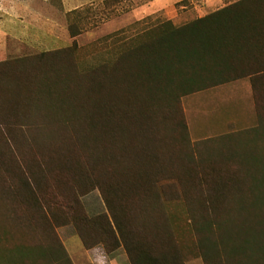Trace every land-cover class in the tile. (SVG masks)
Segmentation results:
<instances>
[{
    "label": "trees",
    "instance_id": "trees-1",
    "mask_svg": "<svg viewBox=\"0 0 264 264\" xmlns=\"http://www.w3.org/2000/svg\"><path fill=\"white\" fill-rule=\"evenodd\" d=\"M114 38L87 70L76 41L0 61V264H75L67 226L130 264H264V0ZM241 79L257 125L193 140L183 98Z\"/></svg>",
    "mask_w": 264,
    "mask_h": 264
},
{
    "label": "rangeland",
    "instance_id": "rangeland-1",
    "mask_svg": "<svg viewBox=\"0 0 264 264\" xmlns=\"http://www.w3.org/2000/svg\"><path fill=\"white\" fill-rule=\"evenodd\" d=\"M234 1L0 0V61L68 47L76 41L79 67L87 70L114 60L119 46L116 35L131 37L169 18L177 25L184 24ZM71 24L81 30L75 37L70 33ZM183 106L195 141L257 125L248 79L185 96ZM98 208L106 210L103 202L95 210ZM63 229L58 231L65 246H83L72 227ZM8 244L4 241L1 246ZM187 264L203 261L191 255Z\"/></svg>",
    "mask_w": 264,
    "mask_h": 264
},
{
    "label": "crops",
    "instance_id": "crops-1",
    "mask_svg": "<svg viewBox=\"0 0 264 264\" xmlns=\"http://www.w3.org/2000/svg\"><path fill=\"white\" fill-rule=\"evenodd\" d=\"M155 1L165 2L167 0H155ZM93 192L94 193L91 195V197H88V199L87 197L86 198L84 197L85 207L88 210V212L91 214L101 213L105 211V208H98L99 210H95V208H97L99 204L103 202L102 198L98 191H93ZM69 228L71 227L70 226L64 227V229H69ZM75 236L77 235L75 234ZM69 246L70 245L66 244V247L75 264H130L126 252L122 247L112 254H106L100 245L93 247L91 249L82 248L83 246L80 247L76 243L71 245L73 246L72 248H70Z\"/></svg>",
    "mask_w": 264,
    "mask_h": 264
}]
</instances>
